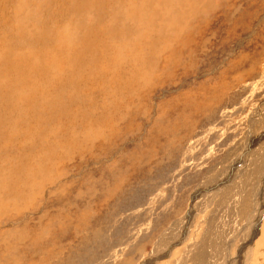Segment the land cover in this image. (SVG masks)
I'll return each instance as SVG.
<instances>
[{
	"label": "rangeland",
	"instance_id": "obj_1",
	"mask_svg": "<svg viewBox=\"0 0 264 264\" xmlns=\"http://www.w3.org/2000/svg\"><path fill=\"white\" fill-rule=\"evenodd\" d=\"M185 3L191 6L192 0ZM213 7L187 19L184 31L170 27L161 39L153 33L154 46L141 54L144 60L123 53L122 69H107L108 80H101V69L85 67L80 76L74 63L65 68L45 60L64 66L67 77L60 76L59 86L68 79L83 84V77L89 90L100 82L102 91L78 102L70 90H80L66 85V104L55 111L56 122L50 114L42 123L50 128L60 120V129L38 128L25 149L18 148L19 140L10 147L3 142L0 264H146L156 251L163 254L148 264H225L226 259L237 264L251 232L253 204L264 197L263 160L254 156L264 149V11L244 21L242 37L239 11ZM70 13V26L80 34L78 16ZM172 15L166 13L167 24H174ZM96 37L99 43L102 37ZM32 48L43 57L53 51L40 41ZM222 48L227 52L220 55ZM40 70L34 68L33 76ZM23 86L18 89L25 93ZM29 96L19 102L22 110L29 108ZM104 105L106 113L98 109ZM19 121L16 129L23 131L25 123ZM260 142L259 151L251 150L254 162L248 155ZM33 150L46 158L38 162ZM14 163V171L25 177L11 170ZM257 216L246 264H264V203Z\"/></svg>",
	"mask_w": 264,
	"mask_h": 264
},
{
	"label": "bare ground",
	"instance_id": "obj_2",
	"mask_svg": "<svg viewBox=\"0 0 264 264\" xmlns=\"http://www.w3.org/2000/svg\"><path fill=\"white\" fill-rule=\"evenodd\" d=\"M207 2L208 0H192V5L189 6L187 3H185V0H0V151L2 149L4 150L3 142L9 143L8 146L10 147L14 144V142L16 143V141L19 140L20 141L18 145L19 149H25L32 146L33 133L36 134L38 128H42L45 130L49 129L51 132L56 131L58 128L60 129L59 127L61 124L60 120H58L59 123H57V125L50 128H45V127L43 128L42 123L44 117L49 116L50 114H52L51 119L55 118L56 116L55 111L60 109L61 104H63V106L64 104H66L65 102H66V89L68 88L67 86H69L70 88L80 90V92L76 91L79 92L77 94L75 93V90L73 92L72 89L71 90L69 89L71 93L77 95L76 100L78 102L85 94L91 92L94 93L95 90L98 91L102 89V88L100 89L99 86L100 82H99L97 83L98 85L95 84L97 88L93 87L94 89L89 90L88 88L89 86L87 87L84 84L86 78L83 77L81 80L83 84H80V82L78 81H74L73 83L71 79H68L69 83L67 84L63 83L62 85L59 86L60 76L67 77V74L66 71L64 73V70L62 69L64 66L63 67L61 66L62 68L61 67L56 68L55 65L53 64L62 62L65 64V68L66 66L71 68L73 67V63H74L76 65L75 69H78V71L80 72V76L82 74L81 72L85 70V67L90 68L92 70L97 69L98 72L99 71L101 72L102 70L101 74L99 75L101 76V80L102 79L105 80L109 77H112L110 76L111 74L107 72V69L115 72L116 70L121 68L122 66L121 64L124 61L123 58L125 54H126L125 58L130 56L129 58H131V60L135 62H138L136 60V56H135L136 54H138L137 56H139L142 60H144L146 57L143 56L141 57V54L143 55L145 54L146 56L147 54H149V50H151L154 46V44L150 45V37H152L153 33L159 34L158 38L161 39L162 33L166 32V30L170 27L171 29H174L178 32H181L182 30L184 31L185 27L182 24L186 22L187 19L189 18L193 20L197 16L201 15V13L203 14V12H205L203 7H209L211 5H214L213 10H217V6L219 7V5L222 4L226 13L234 14V12L236 13V11H239V15H240L239 20H240V24L241 22L242 24L236 26L241 28V32L240 31L239 32L241 33L242 37H244L245 33L247 32V27L243 26L244 21L248 20L249 22H252L257 18L258 12L264 11V0H209V3ZM183 5H186L189 8H183L182 7ZM168 11L176 13L175 16L172 15L174 19H171L172 22L174 21V24L172 23L167 24L165 22L168 19L166 16V13ZM70 12H74V15H76L75 17L78 16L76 22L78 27L80 28V32H81L80 34H78L79 31H76L77 29L75 30L73 27L70 26V20H73V16ZM55 16L56 17L59 16V19H56L54 21ZM65 18H69V21H67ZM257 20H260V18H258ZM56 22L59 23L55 24ZM246 25H250V24L248 23ZM36 33H39L40 35L38 34L39 36H37L35 35ZM97 34H100L102 37L99 43L98 41L94 40L95 38H97L96 37ZM76 35L82 37L80 43L75 42L77 41ZM106 36L110 37L109 41H106L105 39ZM39 41L43 44L44 47L53 49V51L45 52L44 55H48L47 57L38 55V52L32 48V46L39 44ZM92 41L93 44H91ZM77 44L78 47L77 49L75 47L76 50L74 49L75 50L74 51L73 48ZM85 50H89L90 53ZM136 51H138V53H135ZM226 52H227L226 48H222L218 51L220 55L225 54ZM61 57L64 58L63 61L61 60ZM47 58H49V61L53 63L52 65L44 64ZM33 60H35V62H33ZM26 64H28V68L26 71L17 70L19 66ZM34 68H36V70L41 69L39 72L41 74L37 75L36 72V74L33 76ZM132 69L135 70L137 69V67ZM79 72H77V74H79ZM73 74L75 73L71 72L70 77ZM55 77H57L56 80H54ZM130 78L132 79L131 81L133 82L134 80L132 78L131 73H130ZM53 80L55 82H53ZM18 85L20 86L24 85L23 87H27L24 89L25 93L18 89ZM21 89L23 90V88ZM29 92L32 93V97L29 96V100H28L31 104L29 108L26 105L27 106L25 107L26 110H22L21 106L25 103V102L23 103V100ZM34 95L37 97H35ZM19 102L23 104L22 105L20 104L21 106H19ZM56 104L57 105L59 104V107ZM55 105L57 106V108H55ZM98 109L100 110V112L106 113L105 105L101 106ZM9 113H11L10 119L8 121H5L4 117L6 114ZM36 113L40 115L35 116ZM14 115L20 118L17 119V117ZM76 117H74V119ZM19 119H22L25 123V125L23 126V131L22 129H16V124L20 122ZM82 119L87 120L86 118H82ZM53 120L55 121L56 119ZM79 124L82 125V123ZM28 125H30L31 128L30 127L28 128ZM25 126L27 129H29L27 130L29 133L27 131H24ZM38 133L39 132H37V134ZM250 142L253 143L254 141H250ZM250 142L247 143L246 145L249 146ZM252 146L253 147L250 149V154L248 155L249 157H251V159L253 157L252 151L254 149L256 150L257 148L259 151L260 146L262 145L260 142L258 144L256 143L255 146L254 144ZM32 153L34 154V157H36L39 160L38 162L46 158L43 155H40V153H38V151L36 150H33ZM261 153H263L262 155H264V149L260 150V152H256L254 156L257 157L255 159L256 161L263 160L262 163L263 166L264 157L261 156ZM14 160L17 161L18 156L15 157ZM248 161L246 160L247 163ZM16 166L17 165L14 163L11 167V170L14 171ZM8 170L9 169H7V171ZM237 171H239V169ZM14 172L15 175L18 176L19 178L26 176L25 173H22L20 171H19L20 173L18 171H14ZM236 185L238 186V184ZM200 188L202 187L199 186V189ZM198 190L196 191L198 192ZM212 190L214 189L212 188ZM242 193L245 192L243 191ZM227 198L229 199V197ZM260 199L262 201L259 204L258 203H256L255 205L253 204V207H255V212H252L253 211L252 208L251 211L252 215L249 216L250 219L249 222L252 223L251 224L252 228H250L251 232H249L248 234V239L244 248V255L242 253L240 259H237V264H246L245 259L250 258L249 257L250 248L252 247L251 245L253 241V236L256 232L255 231V227L257 224L256 219L258 218V216L256 217V215L260 211L262 207V203H264V197L262 195ZM225 201L227 202L229 200H225ZM233 201L232 203H234ZM227 203L231 205L230 202ZM193 209L194 208L192 204V211ZM220 210L218 212H220ZM226 214H228V212ZM224 251H227V247L225 248ZM159 253L161 255L163 254L162 252L159 251L153 252V254L149 257V259L147 261L145 260L146 264L149 263L148 261L155 260L157 258L156 255L157 256L160 255ZM200 257L204 258V251L201 252ZM228 261L227 259L225 260V262L223 260V263L229 264Z\"/></svg>",
	"mask_w": 264,
	"mask_h": 264
}]
</instances>
